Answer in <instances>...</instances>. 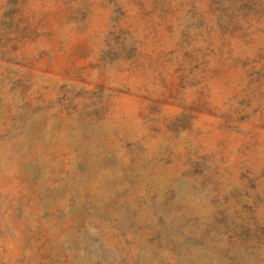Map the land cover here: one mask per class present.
<instances>
[{"label":"rangeland","instance_id":"374dc122","mask_svg":"<svg viewBox=\"0 0 264 264\" xmlns=\"http://www.w3.org/2000/svg\"><path fill=\"white\" fill-rule=\"evenodd\" d=\"M0 264H264V0H0Z\"/></svg>","mask_w":264,"mask_h":264}]
</instances>
